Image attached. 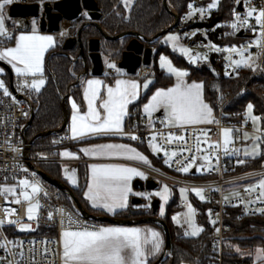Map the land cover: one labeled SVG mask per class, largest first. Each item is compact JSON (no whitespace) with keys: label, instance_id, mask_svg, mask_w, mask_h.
<instances>
[{"label":"built area","instance_id":"obj_1","mask_svg":"<svg viewBox=\"0 0 264 264\" xmlns=\"http://www.w3.org/2000/svg\"><path fill=\"white\" fill-rule=\"evenodd\" d=\"M227 2V18L214 25L187 27L189 19L184 15L177 19L176 31L185 46L192 48L190 56L196 67L206 65L213 59L219 65L221 75L228 78H236L242 71L249 70L248 80L236 93L244 94L247 83L264 71V42L258 43L264 29L256 22L259 11L264 10V0ZM120 4L124 6L123 1ZM250 9H255L251 17L247 15ZM237 17L248 23L241 24ZM233 24L238 26L233 28ZM6 29L8 36H0V47L17 33L13 27L6 26ZM232 48L243 50L245 57H250L248 63L251 67L237 68L233 61L240 60L239 52L225 51ZM151 50L153 56L156 47H151ZM139 69L133 76L142 78L145 74H139ZM119 74L126 75L123 71H119ZM34 79H44L46 83L43 73L33 77L14 74L10 70L6 76L0 75V81L9 93L5 95L4 88H0V189H14L10 193L0 192V221H3L0 224V244H6V247H0V264H62L58 236L69 227V217L73 221V230L103 227L100 222L83 218L66 198L61 197L59 191L53 190L33 169L42 170L43 164H79L83 160L73 162L60 155L54 158L31 157L30 152L29 157H25L28 142L23 131L33 113L35 91L29 85ZM229 101L230 98H227L218 104L213 122L206 125L170 126L157 121L155 117L130 111L122 131V139L132 146L154 144L157 147L159 155L154 157L164 162L166 168L155 167L149 162L136 163V167L159 185L165 183L170 186L177 195L180 209L191 205L194 225L199 229L202 227L201 211L192 205L191 199L197 200L195 190H201L199 202L207 205L205 215L212 226L209 233L212 259L209 264H222L224 245L232 239L231 228L225 221L228 208H238L235 216L238 221L264 216L261 189L257 187L255 191H245L248 188H242L264 175V170L238 171L240 161L236 151V145L244 142L245 133L260 137V145L264 147V130H253L251 119L244 114L238 118L234 113L227 112ZM224 129L232 130L227 152L222 139ZM132 136L137 139H131ZM69 142V137L63 134L55 144L66 145ZM184 167L188 168L187 172L180 170ZM21 180L36 185L38 191L33 193L31 186L20 184ZM182 189L189 201L179 198L178 191ZM24 192L29 194V200L24 199ZM32 205H38V217L29 219L27 209ZM24 226H27V230H22ZM181 234L186 238L194 236L186 227Z\"/></svg>","mask_w":264,"mask_h":264},{"label":"trees","instance_id":"obj_2","mask_svg":"<svg viewBox=\"0 0 264 264\" xmlns=\"http://www.w3.org/2000/svg\"><path fill=\"white\" fill-rule=\"evenodd\" d=\"M120 1L121 0H96V4L101 13L99 25L110 35L115 36L125 32H133L143 38L151 39L173 22L174 17L163 7L162 0H133L128 11L124 10ZM192 1L193 0H166L168 6L175 12L178 18L186 14L188 6ZM228 9L229 5L227 0H223L219 7L204 19L200 21L190 19L187 23V27L214 25L227 18ZM176 30L177 27L171 31ZM80 38L84 51L89 39L99 38L101 54L115 62L119 60L120 54L128 41V38L104 40L99 37L96 28L92 25H88L80 32ZM160 39L161 38L155 43L156 53L152 59L148 74L152 79V83L144 94H142L138 102L133 105L134 107L131 108V112H139L137 107L153 89L157 87H166L171 83L172 77L158 69L156 64H154L158 54L161 51H165L170 55L174 65L186 68V77L188 80H200L203 82L204 99L211 105L214 114L216 113L218 104L230 98V101L226 105L227 112L234 113L238 118H241L246 107L251 105L252 113L259 118L260 129L264 130V71L251 82L247 83V90L244 94H236L239 88L248 80L250 74L249 70L242 71L236 78H228L221 75L219 65L216 64L213 59H210L208 64L201 65L200 67L189 66L181 57L170 52L164 46H161ZM77 54L78 50L76 47L68 51H62L61 46H55L46 53L43 65V74L46 77V83L40 91L34 93L32 118L25 132V139L27 142L39 133L54 131L60 127L62 123L61 97L66 95L68 88L69 95H67L65 100L67 112L68 98H72L80 109H83L81 85L79 83L73 84L76 76L80 75L83 71L81 60L76 59ZM86 62L88 63L87 59ZM66 127L67 123L61 133L36 139L31 145L30 156L57 157L60 150L68 146V144H55L56 140L66 133ZM141 148H143V146L140 147V149ZM149 159L151 165L162 167L157 157L150 156ZM262 160H264V147H261L260 154L257 158L240 162L237 170H257L260 168ZM78 166V188L74 190V195L88 213L100 215L89 209L81 198V191L86 179V169L81 165ZM62 167L63 166L57 164H49L42 166V170L51 178L65 183L61 176ZM52 189L56 190L53 187ZM172 191L173 196L165 206L164 216L159 217L166 223L170 232L172 244L171 264H209L212 259L209 241V233L212 231V226L209 224L205 215L207 205L195 199H191L192 205L201 211L202 230L193 237H183L179 227L174 226L169 219L171 214L178 211L177 195L174 190ZM61 197L65 200V196L62 193ZM237 212V207H231L226 210L225 221L231 228V241L237 244L241 250H247L251 256L255 248L264 249V216L251 217L238 221L235 217ZM147 215H150V209H148L145 214V216ZM137 217L138 216H132L127 212L114 215V218L120 219H132ZM155 261L156 258H152L148 260L147 264H153ZM249 261L250 257L240 259L236 255H227L224 247L222 264H247ZM161 264H168V259L164 260Z\"/></svg>","mask_w":264,"mask_h":264},{"label":"snow or ice","instance_id":"obj_3","mask_svg":"<svg viewBox=\"0 0 264 264\" xmlns=\"http://www.w3.org/2000/svg\"><path fill=\"white\" fill-rule=\"evenodd\" d=\"M13 0H0V36H8L5 26L6 16L4 8L6 5L11 4ZM209 5V8L213 7ZM201 12L204 9H200ZM255 9H250L247 13L251 17ZM240 20L239 17H237ZM257 24H260L264 29V10H260L256 16ZM35 24V21H33ZM241 24H247V20H240ZM238 25L233 24L232 27L236 28ZM33 28L32 35H20L16 38L15 47H9L0 51V60L8 59L18 75L33 77L42 75L43 73V54L46 49L53 44L51 36H41L35 34ZM11 38V37H9ZM169 40L175 41L177 37L171 36ZM264 42V32L261 34V40ZM187 54V49H182ZM225 51L239 52L240 60H235L233 63L238 67H251L248 63L250 57L246 58L243 50L236 48L225 49ZM162 66L167 65L170 72H174L177 77L186 75L184 72H179L172 68L170 63L164 58H161ZM17 65H22L18 67ZM110 68H114V64H109ZM44 79H34L29 85L31 88L39 91L44 85ZM102 84L99 80L87 81V88L85 90V99L87 101V112L83 115L80 114L77 104L73 101V115L71 132L72 138H82L87 133L94 134H114L122 133V121L127 114L128 105L137 97L138 85L135 82H125L122 80L116 81V87H109L107 89V98L100 104V108L104 110L105 115H101L95 107V101L99 97V86ZM147 85H145L146 87ZM0 88H4L3 82L0 81ZM202 85L192 84L185 85L183 80H178L175 87L167 90H159L152 96L149 104L144 106V111L151 115L153 111L160 108L165 109L168 122H175L179 125H191L199 123H211L212 110L204 103L201 97ZM4 94L8 95V91L4 88ZM249 115L251 114L252 106L249 105ZM255 122L258 117H251ZM231 129L223 130L224 146L227 152V145L230 141ZM245 138L248 134L245 133ZM131 139H137L132 136ZM155 140V136L152 138ZM169 142L171 136H169ZM259 140L260 137H255ZM153 150H157L155 145H152ZM258 145L254 144L253 150L249 153L245 151V155H256ZM117 150L118 153H130L126 158L135 159L148 163L147 158L136 152L135 149L127 148L125 145H100L97 148L81 149L86 155L95 153H105L106 151ZM63 155H71L68 152ZM172 155H175L173 153ZM91 167V182L88 184V192L85 194L86 198L92 201L93 207H100L110 212H115L119 208L126 207L128 194L131 192L130 181L133 176H143V173L134 167H124L118 165H96ZM187 172L188 168L180 169ZM72 179V177H69ZM75 183V180H72ZM20 184L29 187L31 186L32 192L36 193L38 188L36 185H29V181L21 180ZM259 187L262 189L260 196L264 197V179H261L258 185H251L245 191H255ZM12 188L0 189V192L10 193L13 192ZM167 186L164 187L161 195L162 199H167L168 193ZM182 192L185 190H181ZM196 194L201 195V190L196 189ZM24 199L29 200V194L23 193ZM201 198H203L201 196ZM227 199V197H226ZM19 203V201H16ZM38 207V205H36ZM33 207L28 208V218L33 219ZM163 212V209L161 210ZM189 211L192 212L189 206ZM51 218V214H49ZM14 223L13 221H9ZM72 219L69 217V227L61 234V244L63 249L64 264H147L149 255H153L160 250L161 241L159 233L150 229L139 228H121V227H100L98 229L89 230L83 228L82 230H73L71 228ZM3 221H0L2 224ZM22 230H27L24 226ZM202 229L196 228L191 234L196 235ZM218 231V230H217ZM150 234V235H149ZM0 247H6V244H0ZM239 251V249H237ZM257 260L264 264V249H257Z\"/></svg>","mask_w":264,"mask_h":264},{"label":"water","instance_id":"obj_4","mask_svg":"<svg viewBox=\"0 0 264 264\" xmlns=\"http://www.w3.org/2000/svg\"><path fill=\"white\" fill-rule=\"evenodd\" d=\"M163 7L173 15L174 19L170 26L163 29L154 35L151 39L143 38L133 32H125L119 35H110L105 32L99 25V19L101 17L100 9L96 4V0H28L26 1H13L4 8V14L6 19L10 21V25L18 32H26L30 30L32 25H35L37 29L42 33L57 34L63 23H71L73 21H79L84 18L83 22L79 25L75 32V36L66 37L62 44V51H68L77 48L78 54L76 59H80L83 65V71L80 75L76 76L73 84L79 83L81 77L90 75L92 77H101L104 73V64L102 62L100 54V39L91 38L86 43L85 52L82 47L80 38V32L88 25H92L96 28L99 37L104 40H120L128 38V41L120 54L119 60L115 63L116 69L123 71L128 76H133L137 69L141 67H149L152 59L156 53L152 56L151 47H155V43L166 33L170 32L176 27L177 15L168 6L166 0H162ZM35 21V24L33 23ZM88 60V63L86 62ZM0 66L4 67L8 73H10L9 67L0 61ZM69 95V88L66 95L61 97V110H62V123L54 131L42 132L34 136L26 145L25 157H29V152L33 142L42 137L50 136L53 134L61 133L67 123V109L65 100ZM27 121L23 133L26 132L30 121ZM77 164L70 165V168L77 173ZM31 167V166H30ZM63 166L61 168V174L63 177L65 171L69 168ZM33 168V167H31ZM40 178L62 193L71 206L85 219L94 220L102 224H109L115 226H136L141 224L156 225L163 234V249L159 257L153 264H161L164 260L168 259V264L172 262V244L168 226L164 221L156 216L159 201L157 199H150L147 202L143 197H133L130 200V205L144 206L143 208L130 209L129 213L132 216H138L133 219L114 218L105 215H94L88 213L79 202L78 198L74 195V190L78 188L77 174L74 176L75 183L71 180L68 182H61L59 180L51 178L44 171L33 168ZM64 179V178H63ZM159 183L154 181L152 177H147L145 180H134L133 188L141 193H149L156 190L159 187ZM148 209H150V215L145 216Z\"/></svg>","mask_w":264,"mask_h":264},{"label":"crops","instance_id":"obj_5","mask_svg":"<svg viewBox=\"0 0 264 264\" xmlns=\"http://www.w3.org/2000/svg\"><path fill=\"white\" fill-rule=\"evenodd\" d=\"M15 1H23V0H15ZM124 1H126V3L129 6H131V4L133 2V0H124ZM26 2H28V0ZM6 26L12 28V26L9 25V23L8 24L6 23ZM33 28H35V30H36L35 34L41 35V36H51L53 38L52 46L48 47L46 49V51L44 52V54H43V65H44L46 53L49 50H51L52 48H54L56 45H59L58 37H62V36L58 35V34L42 33V32H40L37 29V27L35 25H32L30 27L29 31H26V32H18L17 31V33L14 35V37L12 38L11 41H9L7 44L2 45L0 47V51H3L4 49L9 48V47H15L16 38L19 37L22 34L23 35H32L33 34ZM100 54H101V52H100ZM101 58H102V62L104 64V73H103V75L101 77H92L90 75H87V76L81 77L80 80H79V84L81 85V97H82L83 109H80L78 104L72 98H68L67 127H66L65 135H67L69 137L70 142H69V145L66 148L60 150L59 155H61V153L63 154L65 152H68L71 155L64 156L65 159L72 160L73 162L77 161V160H83L84 161L83 163L77 164V165H81V166L85 167V169H86V179H85V183L83 185L82 191H81V198L84 200L86 206L89 209H91L92 211H95V212L99 213L100 215H105V216H108V217H114L115 214L123 213V212L129 213L130 209H138V208H140L139 206L132 207L130 205V200L133 197H143L144 199H146L144 193H141V192H139L137 190H134V188H133L134 180L138 179V180L143 181V180H145L147 178L145 176V174L139 168H137L136 165H135L136 163H144V162L139 161V160H135V159H128L126 157L128 155H130V153H118L117 150H111L110 152L106 151L103 154L95 153V154L86 155L83 151H81V149H92V148H97L100 145H108V144L125 145L127 148L135 149L136 152H138L141 155H143L144 157H146L147 161L149 162L150 161L149 157L150 156L153 157L156 154H154L152 152V150L150 149V147H148V145L151 146V145H154V144H148L146 146H143V148L140 149V147L132 146L127 141L122 139V133H114V134L104 135V134H94V133H90L89 132L82 138L73 139L72 138V132H71L72 115H73L72 102L74 101L77 104L81 115L85 114L87 112V101L85 99V90L87 88V81H89V80H99V81H101L102 84L99 86L100 95L95 101V107L99 111V113L101 115V118H103L105 113H104V110L102 108H100V104L103 102L104 99L107 98V89L109 87L115 88L117 80H122V81H125V82H135L138 85L137 97L127 107V114L124 116L123 121H122V130H123L125 119H126L128 113L130 112L131 108L134 107L133 105L138 102V100L140 99L142 94H144V92L147 90L149 85L152 83V79L148 76L149 71H150V66L149 67H144L145 76L142 77V78H138V77H134V76L120 75L119 74V70L116 69V67H114V68H110L109 67V64H113V63H111L110 60H107V59L105 60V58L102 56V54H101ZM0 61H2L4 64H6L9 67V69L14 74H17L15 69H14V67H13V64L9 63L8 59H3V60H0ZM17 66L18 67H22V65H17ZM184 73H186V75H184L183 77H177V76H173V75L167 74V75H170L172 77L171 83L168 86H166V87H157V88L153 89L147 95L145 100L137 107L138 111L141 112V113H144V114H146L148 116H151V117H156V118H159V119L163 118V120L166 121L165 123L167 125H170V126H180V127L190 126V125H179V124H176L175 122L169 123L166 111L163 108H160V109H158L156 111H153L151 113V115L147 114L144 111V106L146 104L150 103L152 96L155 95V93L157 91H159V90H167L169 88L175 87L177 85V83H178V80H183L185 85H192V84H200V85H202V88L200 90L201 97H202L204 103H206L212 110L211 105L204 99V96H203V82L200 81V80H188L187 77H186L187 76V71H185ZM145 85H147V86L145 87ZM213 116H214V112L212 110L211 119H213ZM206 124H209V123H199V124H191V125H206ZM259 129H260V125H259ZM250 136H251V138L252 137L253 138L257 137L254 134H248V138L244 139V142L240 145V147L244 146L243 148H245L250 143L253 142L252 139H250ZM230 141H231V139H230ZM257 143L260 144V140H257ZM260 150H261V147H260ZM259 154H260V152H259ZM259 154L258 155H254L252 157H246V158H244L243 161L255 159V158H257L259 156ZM238 158H239V156H238ZM239 161H240V159H239ZM240 162H242V161H240ZM93 164H96V165H118V166H124V167H134L138 171L143 173L142 177L141 176H133L132 177V179L130 181L131 192L128 194L126 207L119 208L115 212H110V211H108L106 209H103V208H100V207H93L92 201H90V200H88L86 198L85 194L88 192V184L91 182V167L90 166L93 165ZM70 165H72V164L65 165V166L69 167V168L67 167L68 169L64 173L65 177H63L62 174H61V176H62V178H64L65 182H68L69 180L72 181L74 179V176H76V174H77V177H78V168H79V166H77V173H76V172H74V170L72 168H70ZM257 170H264V160L261 161L260 168L257 169ZM69 177H72V179H69ZM261 179H264V175H261L256 180H252V181L248 182L247 184L243 185L242 188H249V186H251V185H258ZM261 191H262V189H261ZM261 200L264 201V197L261 196ZM103 227L139 228V229H142V230L150 229L152 231H155V232L159 233V238H160V241H161L160 250L158 252H156L155 254H153V255H149L148 258H147V262H148V260H150V259H152L154 257H158V255H160V253L162 251L163 234L160 231V229L158 227H156L155 225L141 224V225H136V226H115V225L104 224ZM184 228H182L181 231H183ZM61 234L58 236V246H59V251H60L61 262H62V264H64L63 249H62V244H61ZM249 257H250V261L247 264H262V262L257 260V258H256V251H254L252 253V255L249 256Z\"/></svg>","mask_w":264,"mask_h":264},{"label":"rangeland","instance_id":"obj_6","mask_svg":"<svg viewBox=\"0 0 264 264\" xmlns=\"http://www.w3.org/2000/svg\"><path fill=\"white\" fill-rule=\"evenodd\" d=\"M122 1V0H121ZM223 0H193L191 2V4L188 6V9H187V12L185 14L186 18H188L189 20L193 19V20H197V21H200L202 19H204L205 17H207L212 11L216 10L220 3L222 2ZM204 4V5H203ZM210 4H213L214 6L209 8V5ZM123 5L122 6L124 8L125 11H128L130 6L126 3V1L123 0ZM200 9H204L203 12L200 11ZM84 20V18H83ZM78 21V20H77ZM68 24V31H69V35L71 36H74L76 30L78 29L79 25L81 24L79 21L76 22V21H73L71 23H66ZM6 26V25H5ZM171 36H175L177 37V39L175 41H172V40H169L168 38L171 37ZM66 38L65 37H58V40H59V45H56V47H60L63 40ZM160 45L161 46H164L166 49H168L170 52L172 53H175L176 55H178L179 57H181L187 65L189 66H192V67H195L196 66V63L195 61L191 58L190 56V53L193 51L192 48H189L187 46H185V44L182 42V40L179 38V35L177 33V31H170L168 33H166L165 35H163L160 39ZM182 49H187L188 52L187 54H185V52L182 51ZM105 60H110L107 56H104L102 55ZM164 57L171 65L172 68L176 69L177 71L179 72H185L187 71L186 68L184 67H178L176 65H174L170 55L168 53H166L165 51H161L158 56L155 58V61H154V64H156V67L160 70H162L164 73L166 74H170V75H173V76H177L174 72H170L168 70V66L165 65V66H162V63H161V58ZM111 63H113L115 65V61L114 60H110ZM89 64V63H88ZM7 70L0 66V75H3V76H6L7 74ZM44 86V85H43ZM42 86V87H43ZM42 87L39 89V91L42 89ZM34 91L37 93L38 91H36L34 89ZM249 106V105H248ZM248 106L246 107L245 109V112H244V116L246 118H250L251 117H256L253 113H252V109H251V114L249 115V108ZM156 118V117H155ZM157 121L167 125L162 119H159V118H156ZM251 128L253 130H258L259 129V121L256 120L255 122L251 119ZM222 139L224 141V137H223V132H222ZM244 139H247L244 137ZM250 139H252V143H250L247 147L243 148L244 146H241L240 145H236V151L238 153V156H239V159L240 161H243L244 158L246 157H252L254 155L252 154H249V155H245V151L247 150L249 153L252 152L253 150V146L254 144L258 145V148H257V152L259 153L260 152V144L257 143V140H254V138L250 136ZM69 145V144H68ZM148 147H150V149L152 150V152L156 155L159 154V151L158 150H153V147L152 145H148ZM258 155V154H256ZM62 158L65 159V155H63L61 153L60 155ZM42 158H54V157H42ZM45 164H43L42 166H44ZM46 165H49V164H46ZM161 166L162 168H166V164L164 162H161ZM167 186L168 188V193H166V196H167V199H162L161 195H157V193H163V190H164V187ZM173 189L166 185L165 183H160V186L154 190V191H151L149 193H144L145 194V197H146V201L149 202L150 199H157L159 201V208H158V211H157V214L156 216L157 217H163L164 216V213H165V206L166 204L168 203L169 199L172 198L173 196ZM178 195H179V198L181 200H188L189 201V198H188V195L185 191H181L179 190L178 191ZM195 197L198 201L201 202V199L199 197V195L196 194L195 192ZM189 206L191 207L192 209V212L189 211ZM33 207V217L34 218H37L38 217V207H36V205H32ZM163 209V212L161 211ZM178 211L171 214L169 219H170V222L174 225V226H177L179 227L180 231L182 228L186 227L189 229V231L192 233L193 231H195L196 227L194 225V211H193V208L191 205L187 204L186 208L184 209H180L179 206H178ZM28 210V209H27ZM27 217H28V211H27ZM133 219V218H132ZM225 247V251L227 252V255H236L238 258L242 259V258H245V257H249L250 254L247 250H241L239 248V246L237 244H235L233 241H229L227 243H225L224 245ZM163 249V247H162ZM237 249H239V251H237ZM258 248H255L253 250L254 251H257ZM260 249V248H259ZM162 252V251H161ZM223 252H224V248H223ZM252 252V253H253ZM251 253V255H252ZM161 254V253H160ZM159 257V255H158ZM158 257H154V258H158Z\"/></svg>","mask_w":264,"mask_h":264},{"label":"bare ground","instance_id":"obj_7","mask_svg":"<svg viewBox=\"0 0 264 264\" xmlns=\"http://www.w3.org/2000/svg\"><path fill=\"white\" fill-rule=\"evenodd\" d=\"M57 34H58V35H61L62 38L65 37V36H66V37L69 36L68 24L63 23V25H62L60 31H59ZM144 71H145L144 67H141V68L139 69V74H143Z\"/></svg>","mask_w":264,"mask_h":264},{"label":"flooded vegetation","instance_id":"obj_8","mask_svg":"<svg viewBox=\"0 0 264 264\" xmlns=\"http://www.w3.org/2000/svg\"><path fill=\"white\" fill-rule=\"evenodd\" d=\"M13 1H15V0H13ZM23 1H27V0H23ZM79 22L81 23V22H83V19H81V20H79ZM6 23L8 24L9 23V25H10V21H8L7 19L5 20V25H6ZM74 36H75V34H74ZM85 52V51H84ZM79 59V58H78ZM140 208H143V207H145V205L144 206H139Z\"/></svg>","mask_w":264,"mask_h":264}]
</instances>
